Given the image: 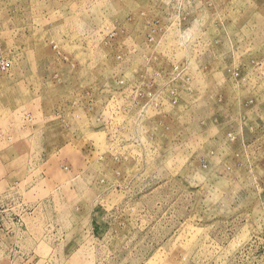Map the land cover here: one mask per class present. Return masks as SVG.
I'll return each instance as SVG.
<instances>
[{"label": "rangeland", "instance_id": "rangeland-1", "mask_svg": "<svg viewBox=\"0 0 264 264\" xmlns=\"http://www.w3.org/2000/svg\"><path fill=\"white\" fill-rule=\"evenodd\" d=\"M0 48V264H264V0H0Z\"/></svg>", "mask_w": 264, "mask_h": 264}, {"label": "crops", "instance_id": "crops-1", "mask_svg": "<svg viewBox=\"0 0 264 264\" xmlns=\"http://www.w3.org/2000/svg\"><path fill=\"white\" fill-rule=\"evenodd\" d=\"M71 6V5H70ZM14 236H17V237H19V235H14ZM21 237H22V239H21V243L23 244V245H21L20 246V249H21V251H22V253L24 254L25 252H27V250L25 249V243H29V242H32L33 243V247H31L32 249H31V251H33V252H35V250H36V248H37V245H38V239H36V236H34L33 235V233L32 232H29L27 229H26V231L24 232V235H21ZM26 254V256L29 258V254L28 253H25ZM24 254V255H25ZM31 258H34L33 260H36V261H38L37 259H36V255L35 254H33L32 256H30V259ZM36 261H32V263L31 264H38V262L37 263H35ZM15 262H18V264H19V262H20V258H18L17 256H14V259L9 263V264H14ZM21 262H23L22 261V259H21Z\"/></svg>", "mask_w": 264, "mask_h": 264}, {"label": "built area", "instance_id": "built-area-1", "mask_svg": "<svg viewBox=\"0 0 264 264\" xmlns=\"http://www.w3.org/2000/svg\"><path fill=\"white\" fill-rule=\"evenodd\" d=\"M10 65L11 61L3 54L0 48V72H7L11 67ZM19 223H21L20 220H17V224Z\"/></svg>", "mask_w": 264, "mask_h": 264}]
</instances>
